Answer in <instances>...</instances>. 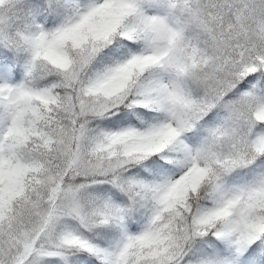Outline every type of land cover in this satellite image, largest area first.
Wrapping results in <instances>:
<instances>
[{"label":"snow or ice","instance_id":"snow-or-ice-1","mask_svg":"<svg viewBox=\"0 0 264 264\" xmlns=\"http://www.w3.org/2000/svg\"><path fill=\"white\" fill-rule=\"evenodd\" d=\"M0 264H264V0H0Z\"/></svg>","mask_w":264,"mask_h":264}]
</instances>
